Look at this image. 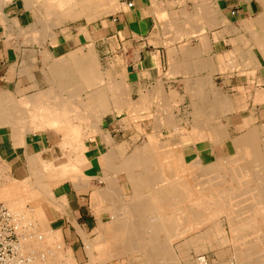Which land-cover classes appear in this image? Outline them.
<instances>
[{"label": "crops", "instance_id": "obj_1", "mask_svg": "<svg viewBox=\"0 0 264 264\" xmlns=\"http://www.w3.org/2000/svg\"><path fill=\"white\" fill-rule=\"evenodd\" d=\"M114 3L116 7L113 12L99 17L98 20L82 24L72 20H69L71 23L63 22L55 26L59 27L55 37L42 40L36 36V29L40 26L37 17L33 14V8L27 7L25 0H0V93L9 92L15 99H20L44 91L45 96L47 94L48 97H53L51 99L47 97L50 101L47 100L49 102L46 101L45 106L65 107L67 131L70 127V138H68L64 137L63 128H49L42 124L27 127L25 122L16 124L0 121V162L10 166V174L15 179L22 180L28 177L31 157L37 154L44 157L49 154L69 156L71 153L78 157L81 155L86 157L87 161L80 165V169L84 174L91 176L93 190L86 186L78 188L71 181L63 182L53 189L55 205L48 210L50 225L61 229L64 235L69 237L75 235L80 238L81 232L86 234L89 230L96 231L102 215L106 212L95 211L98 207L91 198L94 188L108 187V183H102L100 179L107 170L104 155L109 149L119 147H122L121 152L124 153L126 141L120 144L116 141L121 140L120 137L132 138L127 134V127L138 116L142 117L152 111L160 110L156 116L158 121L154 122L156 126L163 121L162 111H165L166 106L168 107L167 110L172 112L179 132L174 140L176 132L173 137L170 130L162 127L161 132L158 130L160 140L169 137L167 140L172 149L182 151L186 173L192 174L202 170L203 165L196 164L198 158H201L204 164L217 163L220 171L236 177L239 175L238 171H242L241 168L247 169L243 152L254 160L256 156L257 164L264 167V0H116ZM129 3H133V6L130 7ZM100 10L101 8L97 11ZM48 54L51 56L49 57ZM94 77H97L100 83L94 80ZM90 81L93 84H90ZM87 82L92 86L85 84ZM102 90L108 91L107 98L104 97L103 102L102 98L101 101L98 99L99 95L103 97ZM97 92L99 95L96 96ZM60 93L64 99L60 100L61 97H58ZM91 95L96 98H90ZM70 96L73 102H70ZM75 97L76 99L73 100ZM126 101L129 103L126 104ZM211 102H214L213 105ZM71 103H75L74 107H71ZM75 105L77 108L79 105L82 111H76ZM105 108L109 111L102 113L101 110ZM76 114H80V117L85 116L78 118ZM99 116L101 117L98 120ZM203 123L209 126L204 128ZM75 124H77L74 126L77 127V133L84 139L86 150L78 144L73 148L70 142H67L75 136L76 129L73 127ZM198 125L203 128L198 129ZM205 129L208 132L211 130L216 132L217 134L214 135H217V140H213L215 138L212 136L213 133L208 135V139ZM164 130L170 135L165 136ZM21 131L22 136L19 133ZM104 134L111 136L112 145L107 144ZM233 144L237 145L236 148ZM253 152L256 155H253ZM128 155L130 154H126ZM195 159L197 160L193 162ZM229 170L231 175L228 173ZM257 179L253 177L250 181L227 189L231 194L237 191L249 193L251 190L252 196L256 197L244 207H239L240 203H238V207L220 214H225L228 220L246 214L250 209L255 210L254 208L259 214L264 206L262 205L264 191L259 188L257 183L260 181ZM169 181L177 184L178 177ZM206 186L211 185L205 182L203 187H199L200 190L195 187L196 190L193 187H181L182 189L179 187L176 192L178 205L183 204L185 210L193 213L195 221L200 223L203 221L202 211L206 215L202 226L191 235L203 232L215 224V221H210L209 212L218 210V207L211 203L220 194L212 193L211 190L210 194L206 191V195L195 196L202 193V189ZM245 186L248 190H245ZM127 187L126 184L120 185L124 190ZM195 191L197 192L194 194ZM126 192L125 190L124 196ZM180 194L185 196L182 197ZM111 197L114 198L105 197L104 205L114 204L115 200L110 202ZM173 210H176L174 220L176 223L174 228H176L179 226L176 217L180 211L178 208ZM232 221L230 224L235 228ZM188 237L190 236L187 234L182 239L186 240ZM78 238L76 239L80 242L83 241ZM233 242L240 244V248L235 249V258L238 262L242 252L245 253V243Z\"/></svg>", "mask_w": 264, "mask_h": 264}, {"label": "bare ground", "instance_id": "obj_2", "mask_svg": "<svg viewBox=\"0 0 264 264\" xmlns=\"http://www.w3.org/2000/svg\"><path fill=\"white\" fill-rule=\"evenodd\" d=\"M57 0H26V2L28 3L29 6H33L35 8L36 11H38L39 13H41L42 15V19H40V17L38 18V20H42L43 23V27H44V33L48 34L53 32V27L58 26L60 24H62L65 21H69V20H75L81 17H86L88 19V21H92L94 18L98 17V12L97 10L100 8L104 7V11L106 13H111L113 12L114 8L116 7L115 3L116 0H104L105 3H103L101 0H60L59 2L61 5L58 9H56V7H54L52 4V2H55ZM57 2V3H59ZM56 4V3H55ZM98 7V8H97ZM102 10V9H101ZM116 10V9H115ZM103 12V11H102ZM100 13V12H99ZM102 14V13H101ZM45 17V18H44ZM11 20V19H10ZM98 20V19H97ZM41 24V22L39 23ZM169 24V23H168ZM42 25V24H41ZM42 27V26H41ZM34 28V27H33ZM16 29V28H15ZM54 33V32H53ZM33 34V33H32ZM58 34V33H57ZM56 34V35H57ZM19 35V34H17ZM35 35V34H34ZM38 35V34H37ZM36 35V36H37ZM40 35V34H39ZM44 35V34H43ZM52 35V34H51ZM55 35V34H53ZM22 36V35H21ZM42 36V35H41ZM12 37V36H11ZM46 36H44L45 38ZM54 37V36H53ZM50 38V37H49ZM39 41V39H38ZM54 41V40H52ZM51 41V43H53ZM6 43V42H5ZM8 44V43H7ZM40 44V43H39ZM9 45V44H8ZM47 50V49H46ZM48 51V50H47ZM46 53V51H45ZM48 56L50 57L51 55L48 54ZM94 56V54H93ZM47 57V56H46ZM71 57V56H70ZM91 58V57H90ZM45 62V61H44ZM66 62V61H65ZM74 62V61H73ZM97 62V61H94ZM90 64V62H88ZM61 64V63H60ZM77 65V64H76ZM91 65V64H90ZM95 65V64H93ZM58 66V65H57ZM185 66V65H184ZM92 67V66H91ZM97 67H99V65L97 64ZM60 68V67H59ZM63 68V67H62ZM82 68V67H80ZM88 69V68H86ZM179 69V68H178ZM83 70V69H81ZM80 70V71H81ZM44 71V70H43ZM90 70H88L89 72ZM171 71V70H170ZM93 72V71H92ZM176 72V71H175ZM45 73V72H44ZM91 73V72H89ZM181 73V72H180ZM86 74V72H85ZM84 74V75H85ZM88 74V73H87ZM93 74V73H92ZM167 75V74H166ZM94 76V75H93ZM105 76V75H103ZM81 77L83 78V75H81ZM80 77V78H81ZM88 77V76H86ZM63 78V77H62ZM85 78V77H84ZM97 77H94V80ZM103 79V77H101ZM93 79V78H92ZM63 80V79H62ZM99 80V79H98ZM96 79V81H98ZM71 81V80H70ZM86 78H85V82H86ZM158 81V80H157ZM61 82V81H60ZM64 82V81H63ZM91 82V81H90ZM95 82V81H94ZM99 82V81H98ZM112 82V81H111ZM163 82V81H162ZM62 83V82H61ZM66 83V82H65ZM100 83V82H99ZM110 83V81H109ZM59 84V83H58ZM84 84V83H83ZM85 84H88L85 83ZM90 84H93L92 82ZM97 84V83H96ZM95 85V84H94ZM105 85V84H104ZM108 85V84H107ZM114 85V84H113ZM162 85V84H161ZM160 85V86H161ZM188 85V84H187ZM62 86V85H61ZM87 86V85H86ZM85 86V87H86ZM89 86V84H88ZM92 86V85H90ZM89 86V87H90ZM121 86V85H120ZM54 87V86H52ZM99 87V86H98ZM107 87V86H106ZM101 88V87H100ZM116 88V87H115ZM54 89V88H53ZM62 89V88H61ZM113 89V88H112ZM119 89V88H118ZM89 90V89H88ZM100 89L98 88V91ZM149 90V89H148ZM56 91V90H54ZM53 91V92H54ZM59 91V90H58ZM61 91V90H60ZM65 91V90H64ZM69 91V90H68ZM74 91V90H73ZM76 91V90H75ZM80 91V90H79ZM82 91V90H81ZM118 91V90H117ZM125 91V90H124ZM51 92V93H53ZM62 92V91H61ZM71 92V91H70ZM69 92V93H70ZM93 92V91H92ZM100 92V91H99ZM107 90L106 92L102 90L101 96L100 97L99 93L96 94L99 95V101H101L102 98V102L104 97H106L107 94ZM119 92V91H118ZM59 93V92H58ZM96 93V92H95ZM112 93V92H111ZM127 93V92H126ZM149 93V92H148ZM154 93V92H153ZM160 93V92H159ZM158 93V94H159ZM36 94V93H35ZM49 94V93H48ZM66 94V93H65ZM92 94V93H91ZM129 94V93H128ZM201 94V93H200ZM57 95V94H56ZM54 95V96H56ZM59 95V94H58ZM57 95V96H58ZM79 95V94H78ZM88 95V94H87ZM113 95V93H112ZM122 95V94H121ZM124 95V94H123ZM162 95V94H161ZM174 95V94H173ZM89 96V95H88ZM96 96L94 97L93 95L90 96L96 98ZM109 96V95H108ZM155 96V95H153ZM175 96V95H174ZM202 96V95H201ZM48 95L46 94L45 96V92H39L37 95L34 96H24L21 97V99H15L14 96H12L11 93L6 92V93H0V121L3 122H11V123H18V122H25L27 127L28 126H32L33 124H42L44 127L48 126L50 127H59V128H63L64 130H62L63 132H65L66 134L64 135V137H68L70 138V127H68V131H67V115H66V109H64L61 106H53V107H46L45 103L47 100ZM61 99H64V97L62 98V95L60 93V96H58ZM66 97L67 94H66ZM71 97V96H70ZM69 97V98H70ZM74 97V95H73ZM85 97V96H84ZM111 97V96H109ZM115 97V96H114ZM118 97V96H117ZM121 97V96H120ZM165 97V96H164ZM198 97V96H197ZM48 98H53V97H48ZM55 98V97H54ZM78 98V97H77ZM80 98V97H79ZM78 98V99H79ZM130 98V97H129ZM128 98V99H129ZM163 98V97H162ZM46 99V100H45ZM72 99V97L70 98V100ZM76 99L73 98V100ZM125 99V98H124ZM165 99V98H164ZM208 99V97H207ZM53 100V99H52ZM57 100L59 101V99L57 98ZM68 100V99H67ZM93 100V98H92ZM90 99V101H92ZM108 100V99H107ZM166 100V99H165ZM168 100V97H167ZM166 100V101H167ZM50 101V100H49ZM47 101V102H49ZM56 101V100H55ZM54 101V102H55ZM56 101V102H58ZM81 101V100H80ZM95 101V100H94ZM96 100V102H99ZM105 101V99H104ZM113 101V100H112ZM116 101V100H114ZM113 101V102H114ZM120 101V100H119ZM118 101V102H119ZM122 101V100H121ZM172 101V100H171ZM205 101V100H204ZM53 102V101H52ZM51 102V103H52ZM55 102V103H56ZM70 102H73L72 100ZM75 102V101H74ZM88 102V101H87ZM93 102V101H92ZM112 102V104H113ZM91 103V102H90ZM100 103V102H99ZM116 103V102H115ZM125 103V102H123ZM123 103L121 105H123ZM129 102L126 101V104H128ZM205 103V102H204ZM212 103V102H211ZM214 103V102H213ZM212 103V105H213ZM54 104V103H53ZM62 104V103H61ZM72 104V103H71ZM75 104V103H73ZM71 105V107L74 105ZM93 104V103H92ZM118 104V103H116ZM166 104V103H165ZM168 104V101H167ZM208 104V102H207ZM48 105V104H47ZM67 104H65V106L67 107ZM77 105V104H76ZM75 105V108H77ZM88 105V104H87ZM91 105V104H90ZM141 105V104H140ZM170 105V103H169ZM52 106V104H51ZM84 106V105H83ZM95 106V105H94ZM98 106V105H97ZM113 106V105H112ZM166 106V105H164ZM207 107V105H205ZM62 107V108H61ZM91 107H93L91 105ZM116 107V106H115ZM132 107V106H131ZM163 107V106H162ZM167 107V106H166ZM213 107V106H212ZM79 107L76 109V111H82V109ZM119 108V106H118ZM142 108V107H141ZM149 108V107H148ZM215 108V107H213ZM229 109V107H227ZM70 109V107H69ZM68 109V110H69ZM96 109V107H95ZM120 109V108H119ZM165 109V108H164ZM168 109V107H167ZM210 109V108H209ZM219 109V108H218ZM71 110V109H70ZM93 110V108H92ZM204 110H206L204 108ZM220 110V109H219ZM223 109H221L222 112ZM73 111V110H71ZM70 111V112H71ZM75 111V109H74ZM158 111V110H157ZM160 111V110H159ZM158 111V112H159ZM168 111V110H167ZM162 111L165 114H162V122H159L158 124H156V126L154 125L156 123V121H158V117L155 118V120L153 121L152 127L154 128V131L152 134H149V140L150 142H147V146L151 149L152 152L149 153H153L152 157L154 156V163L158 166H160V169H154L151 166H149L146 169L145 173H141V172H136L134 171L131 166L132 165H136L139 164V162H134L132 159H124L123 156L124 154L118 152V150L116 148H112L111 150L109 149L107 151V153L104 155V157H106L105 161H107V170H105V174L103 173V179L108 181V187L105 189H99V188H94V192L92 194V202L94 203V205L96 207H98L97 209H95V211H102V209L105 210H109V212H114L111 214H116V216L114 217L116 222H112L111 221H106L108 223H104L103 221H99V227L101 228L100 234H98L99 236L97 238H93L92 241L87 242L88 244V251L92 252L95 248L98 250V253L100 254V256H98L97 259H99V264H107L109 259H111L112 257H116L118 259H121L122 262H124L125 260H127V263L129 262H133L136 260V256L133 257L132 253H138L136 254L137 257L141 256L139 253H141L144 257V259H142L139 264H174V263H178L181 259V257L183 258H187L188 255L191 253L189 252L191 249H194V251L199 252L201 250H203L204 248H206V244L208 243V239L211 238L214 234L216 238V234L219 236V234H221V225L219 223L213 224V226H211L209 229L203 231V232H196L194 233L192 236L188 237L186 240H183L182 242V246L177 245V247L175 246V243L177 242L178 238H182L184 237V235H191L195 230L198 229V227H201L202 224L204 223V218L206 217V215H203V221L197 222L195 221V217L193 215V213H191L188 210L184 209V205H178L177 200H176V192L179 189V187H190L193 189L201 187L198 186L199 184H205V182H209L211 186H206L205 188H207V190L205 188H203V192L199 193L198 195L196 194L195 196H203L206 195V193L208 192L209 194L211 193H218L220 194L218 196V198H216L214 201H212V205L218 207V210L215 211H211L209 212V215L212 214L215 215H219L220 213H224L227 210L233 209L238 207V203H240L239 207L242 206L244 207V205L242 204H247L250 202H252L253 200H247V199H252V198H245L246 195L251 197L252 192L250 190V192L245 193L244 191L247 189L248 190V184L247 186H245V190L243 191L244 193L238 192L237 193H229L228 190L229 188L236 186V184H242L243 182H247L250 181L253 177H257V181L259 180L260 183L259 184V188L262 189V191H264V167L260 166L257 164V159L255 156V160L249 156H247V153H244V157H245V163L247 164V169L241 168L242 171H238L237 175L236 173V177L234 176H229L226 173H223L222 171H220L218 169L219 166H217V163H210V164H204L203 161L201 160V158H198V161H196L197 159H195L193 162L196 161V164H202V170H200L197 173H186V167H184L183 165V154L182 151H176L173 150L171 147V144H169V140H160V129L162 127H165L166 129L170 130L171 135L174 137V132H176V137H174V140H176L177 135H178V129L176 128V121L173 118L172 112L168 111V112ZM216 111V109H215ZM69 112V113H70ZM89 112V111H88ZM91 112V111H90ZM96 112V110L94 111ZM92 112V113H94ZM100 112V111H99ZM98 112V113H99ZM214 112V111H213ZM74 113V112H71ZM77 113V112H76ZM81 114V112H78ZM134 113V111H133ZM137 113V112H136ZM155 113V112H154ZM197 113V111H196ZM207 113V112H205ZM224 113V110L223 112ZM80 114L77 115L76 117H80ZM85 114V113H84ZM156 114V113H155ZM195 114V113H194ZM216 114V113H215ZM75 115V114H74ZM100 115V114H99ZM136 115V114H135ZM208 115V113H207ZM206 115V116H207ZM210 115V114H209ZM208 115V116H209ZM85 116V115H84ZM81 116V117H84ZM90 116V115H89ZM88 116V117H89ZM138 116V115H137ZM156 116V115H155ZM160 116V115H159ZM195 116V115H193ZM197 116V115H196ZM207 116V117H208ZM73 117V116H72ZM80 117V118H81ZM87 117V116H86ZM85 117V120L87 119ZM91 117V116H90ZM89 117V118H90ZM93 117V114H92ZM98 117V116H97ZM101 116H99L98 120L100 119ZM130 117V116H129ZM212 117V116H211ZM221 117V116H219ZM94 118V117H93ZM130 118H135V117H130ZM195 118V117H194ZM203 118V117H202ZM71 119V117H70ZM74 119V118H73ZM92 119V118H91ZM95 119V118H94ZM157 119V120H156ZM134 120V119H132ZM200 120V119H199ZM213 120V119H212ZM78 121V120H77ZM80 121V120H79ZM82 121V120H81ZM80 121V122H81ZM160 121V120H159ZM197 121V120H196ZM202 121V120H201ZM211 121V120H210ZM94 122V121H93ZM97 122V121H96ZM155 122V123H154ZM206 122V121H203ZM208 122V120H207ZM209 123V122H208ZM217 123V122H216ZM85 124V123H84ZM97 124H99L97 122ZM199 124V123H198ZM201 124V123H200ZM80 125V124H79ZM92 125V124H91ZM154 125V126H153ZM195 125V124H194ZM204 125L206 128L207 126H209V124H202ZM77 126V124L73 125ZM213 126V125H212ZM221 125H219L220 127ZM21 127V126H19ZM178 127V126H177ZM199 127V125H198ZM24 128V127H21ZM75 129L77 127H74ZM73 128V129H74ZM81 127H78V129ZM89 128V127H88ZM196 128V127H195ZM203 128L201 125L198 129ZM213 128V127H212ZM217 128V127H216ZM96 129V127L94 128ZM98 129V128H97ZM177 129V130H176ZM180 129V128H179ZM196 128V130H198ZM209 129V128H208ZM214 129V128H213ZM23 130V129H20ZM29 131V129H27ZM72 130V128H71ZM100 130V129H99ZM159 130V131H158ZM184 130V129H183ZM207 130V129H205ZM204 130V131H205ZM258 130V129H257ZM26 132V130H24ZM81 131V130H80ZM91 131V129H90ZM185 131V130H184ZM216 131V130H214ZM14 132V131H13ZM161 132V131H160ZM258 132V131H257ZM18 133V132H17ZM22 136V131L19 132ZM94 133V132H93ZM163 133V132H162ZM185 133V132H184ZM205 133V132H204ZM207 135L206 137L208 138V135L215 136L214 134L216 132H208L207 130ZM223 133V132H222ZM92 134V133H91ZM217 134V133H216ZM74 137L72 136V138L70 140H67L68 138H65L67 140V142L69 141L71 146H73V148L75 146L80 145L82 148H84L86 150V146L84 144V139L81 137V134L77 133V129L74 132ZM105 135V134H104ZM162 135V134H161ZM170 135V134H169ZM260 135V134H259ZM25 136V135H24ZM63 136V135H62ZM79 138H78V137ZM163 136V135H162ZM161 136V137H162ZM180 136V135H179ZM185 136V135H184ZM205 136V135H204ZM203 136V137H204ZM217 136V135H216ZM213 138V140H217L216 137ZM110 135H105V139L107 141L108 145H112L113 140L110 138ZM165 137V136H164ZM205 138V137H204ZM211 138V139H212ZM64 139V140H65ZM79 139V140H78ZM163 139V138H162ZM172 141V137L170 138ZM180 139V138H179ZM206 139V138H205ZM209 139V138H208ZM219 139V138H218ZM243 139V138H242ZM249 139V138H248ZM260 139V138H259ZM1 140V139H0ZM178 140V139H177ZM240 140V139H239ZM253 140V139H252ZM255 140V139H254ZM179 141V140H178ZM221 141V140H220ZM244 140H242L243 142ZM249 141V140H248ZM174 142V141H173ZM213 142V141H211ZM238 142V141H237ZM217 143V142H216ZM219 143V142H218ZM244 143V142H243ZM258 143V142H256ZM16 144V143H15ZM178 144V143H177ZM221 144V143H220ZM242 144V143H241ZM247 145V143H245ZM175 145V144H174ZM225 145V144H224ZM244 145V146H246ZM15 146V145H14ZM17 146V145H16ZM35 146V144H34ZM234 146V144H233ZM236 144H235V148H236ZM248 146V145H247ZM255 146V145H254ZM252 146V147H254ZM115 147V146H113ZM30 148V147H29ZM238 148V147H237ZM34 149V148H33ZM32 149V150H33ZM47 149V148H46ZM83 149V150H84ZM242 149V147H241ZM261 149V148H260ZM40 150V149H39ZM245 150V149H244ZM252 150V149H251ZM29 151V150H28ZM38 151V150H37ZM76 151V150H75ZM212 151V150H211ZM248 151V150H247ZM253 151V150H252ZM255 152V151H254ZM253 155H256L254 154ZM29 153V152H28ZM32 153V151H31ZM41 153V152H39ZM76 153V152H75ZM78 153V152H77ZM262 152H260L261 155ZM252 154V153H251ZM249 154V155H251ZM252 155V156H253ZM40 154H37L33 157H31L30 159V164H31V169L33 170L34 175H38L37 173V166L39 164H42L43 167H47V169H51L53 168V164L51 166L50 162H46L45 159H43ZM71 156V157H70ZM200 159V160H199ZM241 159V158H240ZM247 159V160H246ZM185 160V159H184ZM235 160V159H234ZM87 161L86 157L84 158L83 155H81V157H78L76 155H70L67 158V161L63 164L62 166L56 169H53L52 173V182L53 184H57V182H60L65 178H74L76 180H80L79 183L76 181L74 184L76 187L78 188H83L84 186H86V188H93V185L91 183V176H88L86 174H84L81 169H80V165L83 164V162ZM152 161V162H153ZM224 161V160H223ZM232 161V160H231ZM230 161V163H231ZM243 161V160H242ZM186 162V161H185ZM184 162V163H185ZM151 163V162H150ZM187 163V162H186ZM236 163V162H235ZM239 163V162H238ZM23 164V163H22ZM152 164V163H151ZM191 163H189L190 165ZM194 164V163H193ZM197 164V165H198ZM237 164V163H236ZM36 165V166H35ZM243 165V164H242ZM258 165V166H256ZM59 166V165H58ZM105 166V168H106ZM187 166V165H186ZM234 166V163H233ZM244 166V165H243ZM42 168V166H40ZM56 167V166H55ZM192 167V166H191ZM237 167V166H235ZM246 167V166H245ZM222 168V167H221ZM1 169V168H0ZM43 170V169H42ZM52 170V169H51ZM50 170V171H51ZM56 170V171H55ZM239 170V169H238ZM47 171V170H46ZM220 171V173H219ZM226 171V170H225ZM230 173V170L229 172ZM124 174V176L121 177V175ZM18 175V174H17ZM33 175V176H34ZM44 175V174H43ZM231 175V173H230ZM1 176V175H0ZM37 177V176H36ZM178 177V181L177 184L175 183H167L168 179H173ZM4 178V177H3ZM12 178V177H11ZM10 178V179H11ZM39 178V177H38ZM50 178V177H49ZM125 179L128 182H130L131 184V189L133 192V196L130 197V199L128 201L124 200V189L120 188L119 185V181L121 179ZM15 181L19 182L18 179L13 178ZM26 180L28 179L25 178ZM24 179V180H25ZM102 179V178H101ZM38 180V179H37ZM36 181L40 182V181ZM40 180V178H39ZM73 180V179H72ZM256 180V179H255ZM10 181V180H9ZM23 181V180H22ZM238 181V182H237ZM2 182V181H1ZM7 182V181H6ZM16 182V183H17ZM25 182V181H24ZM50 182V181H49ZM61 182V183H62ZM4 183V181H3ZM2 183V184H3ZM162 184L161 187L158 186V184ZM255 183V181H254ZM253 182H249V184H254ZM19 184V183H18ZM51 184V183H49ZM11 189H10V194L12 197L11 200L8 199V201L6 200L5 204L7 205V207H9L16 216H18L19 220H20V232L22 234V239H21V245H20V249L21 252L23 253H28L30 251V253L32 254V251L35 252V250L33 249L34 246H38L39 248H44L45 247V243L46 241L48 242L49 240L52 242H56L60 239V235L58 232H51V230L53 229H48V222L46 221L45 225L42 223L41 226H43V232L40 234L41 237H39L38 239L41 241L40 243L35 242L34 235L35 230L33 232V234H31L30 232L31 229L30 228H25V226L30 227L28 224H30V222L27 224L26 219L28 217V219H30L32 216H36L37 217V213L36 212H31L29 210H25L26 214H19V212H22L24 207L17 205V202H15L16 200H14L13 195H14V187H12V184H10ZM25 185V183H24ZM28 185V184H26ZM25 185V186H26ZM38 188L41 186L44 187V183L43 185L40 183L38 184ZM222 185L224 187H222ZM256 185V183H255ZM2 186V185H1ZM8 186V185H7ZM54 186V185H52ZM56 186V185H55ZM96 186V185H95ZM129 186V184H128ZM197 186V187H196ZM251 186V185H249ZM18 187V186H17ZM48 187V186H46ZM98 187V186H97ZM195 187V188H194ZM243 187V185H242ZM253 187V186H252ZM3 188V187H2ZM28 188V186L26 187V189ZM250 188V187H249ZM40 189V188H39ZM38 190L34 189V192H32L31 189H27V194H32L34 196H36L37 194L42 196V188L39 192ZM49 189L51 190V188L49 187ZM182 189V188H181ZM186 189V188H185ZM228 189V190H227ZM239 189V188H238ZM236 189V190H238ZM242 189V188H241ZM244 189V187H243ZM19 190V189H18ZM31 190V191H30ZM45 190V189H44ZM49 190V191H50ZM93 190V189H92ZM187 190V189H186ZM196 190V189H195ZM200 190V189H199ZM233 190V189H231ZM240 190V189H239ZM53 191V190H52ZM182 191V190H181ZM184 191V190H183ZM194 191V190H193ZM207 191V192H206ZM241 191V190H240ZM256 191V190H255ZM16 192H18L16 190ZM21 192V190H20ZM187 192V191H186ZM197 191L194 192V194ZM220 192V193H219ZM254 192V191H253ZM25 193V192H24ZM52 193V192H51ZM255 193V192H254ZM26 194V193H25ZM182 194V193H181ZM180 194V196H182ZM188 194V193H187ZM208 194V195H209ZM5 195V194H3ZM0 193V202H3L2 200V196ZM53 195V194H52ZM166 195H172L174 196L173 198L169 199L167 198L166 200V206H167V210L169 209H174V208H178L180 211V214L178 215V217H176L178 220V224L179 226L172 229V227L166 226V218L164 216V214L162 213V211L156 207V205L153 203V199L157 198L158 196H166ZM193 195V194H192ZM26 196V195H25ZM54 196V195H53ZM109 196H113L114 198L112 199V197L110 198L112 202V200L114 201V205H111L114 210H112V207L106 206L104 205V200L105 197H109ZM179 196V195H178ZM185 196V195H184ZM182 196V197H184ZM194 196V195H193ZM194 196V197H195ZM237 196H242L241 200L236 199ZM254 196V195H253ZM7 197V196H6ZM116 197V198H115ZM19 198V197H18ZM61 198V197H60ZM199 198V197H198ZM23 199V198H22ZM45 199V198H43ZM42 199V200H43ZM53 199V198H52ZM193 199V198H192ZM210 199V198H209ZM213 199V198H212ZM245 199V200H244ZM18 200V199H17ZM32 200V199H31ZM211 201V199H210ZM19 202V200H18ZM25 203V202H24ZM120 203V204H118ZM19 204V203H18ZM44 204V203H43ZM42 204V205H43ZM50 205V203H49ZM63 205V204H62ZM61 205V206H62ZM93 205V206H94ZM120 205V208L118 207ZM232 205V206H231ZM48 206V205H47ZM256 206V205H255ZM65 206H63L64 208ZM241 207V208H242ZM43 208V207H42ZM42 208L39 210L42 213ZM248 208V207H246ZM251 208V207H250ZM110 209L112 211H110ZM240 209V208H237ZM236 209V211H237ZM255 210H257L256 208H254ZM204 210V209H203ZM245 210V209H244ZM255 210H248L246 211V214H240L238 217L236 215V217H232L231 220L234 221V225L235 228L238 227L235 232L234 235L236 237V240H233L235 242H240V243H245V253L242 252V255L240 256V260L237 262V264H256L253 260L256 254L262 255L264 253V216H257V212ZM44 211V209H43ZM233 211V210H232ZM240 212V210H238ZM228 212V211H227ZM18 213V214H17ZM23 213V212H22ZM100 213V212H99ZM202 213H204V211H202ZM234 213V212H233ZM238 213V212H236ZM239 214V213H238ZM260 214V212H259ZM110 215V214H109ZM113 215V216H114ZM232 215V214H231ZM27 216V217H26ZM211 216V215H210ZM107 217V216H106ZM216 217V216H214ZM99 218V217H98ZM109 218V217H108ZM34 219V218H33ZM35 220V219H34ZM37 220V219H36ZM32 222H34L33 220H31ZM220 221V220H219ZM232 221V223H233ZM33 226H35L33 224ZM104 226V228L106 227L107 230H105L104 228H102ZM23 227V229H22ZM99 227H97L98 229H100ZM223 227V226H222ZM41 228V227H40ZM224 229V228H223ZM30 230V232H29ZM233 231V230H232ZM38 232V236H39ZM225 231H223L222 233V237L220 236V238L222 239L221 241L219 240V238H216L219 240L218 244L222 246V244L224 245V243L226 242L224 239V234ZM36 234V235H37ZM232 235V234H231ZM226 236V235H225ZM36 237V236H35ZM45 239V240H44ZM224 239V240H223ZM217 240V241H218ZM49 241V242H50ZM212 241V240H210ZM209 241V242H210ZM214 241V240H213ZM216 241V240H215ZM34 243V244H33ZM58 243H60L58 241ZM222 243V244H221ZM33 244V245H32ZM64 244V243H63ZM178 244V243H177ZM209 244V243H208ZM215 244V243H214ZM47 245V244H46ZM50 245V244H48ZM62 245V244H61ZM217 245V246H219ZM226 245V243H225ZM53 246V243H52ZM55 246V243H54ZM57 246V245H56ZM210 246V245H209ZM51 247V245H50ZM213 247V245H212ZM223 247V246H222ZM221 247V249H222ZM36 248V247H35ZM61 249L60 247H56V251L51 249L45 250L47 249L44 248V252L42 253H33L34 255L31 256V259L33 261V264H65L66 262H69L67 264H75L73 263L72 260V253H70V251L72 250H67V253H65L66 255L62 254L60 251H58V249ZM67 248V247H65ZM37 249V250H38ZM68 249V248H67ZM62 250V249H61ZM186 250V251H185ZM47 251L48 256L45 257L43 254H45V252ZM179 253H177V252ZM189 252V254H188ZM263 252V253H262ZM29 253V254H30ZM262 253V254H261ZM131 254V255H130ZM74 255V254H73ZM91 258H94V255H92V253H90ZM129 255V256H128ZM57 256V257H56ZM54 257L55 260H54ZM259 257V256H258ZM264 257V256H262ZM261 259L263 260L264 258ZM64 258V260L62 259ZM66 258V259H65ZM197 258V257H196ZM59 259V262L57 261ZM60 259L63 262H60ZM190 259V258H189ZM259 259V260H261ZM183 260V259H182ZM186 260V259H185ZM191 260V259H190ZM258 260V259H257ZM200 261H205L204 258H201ZM75 262V261H74ZM185 262V261H184ZM187 262V261H186ZM198 263V262H197ZM261 263V262H259ZM257 263V264H259ZM264 263V261H263ZM87 264V263H86ZM92 264V263H91Z\"/></svg>", "mask_w": 264, "mask_h": 264}, {"label": "rangeland", "instance_id": "obj_3", "mask_svg": "<svg viewBox=\"0 0 264 264\" xmlns=\"http://www.w3.org/2000/svg\"><path fill=\"white\" fill-rule=\"evenodd\" d=\"M26 1V0H25ZM60 0H57V1H55V2H52V4L51 5H53L54 7H56V9H58L61 5H63L64 4V2H63V4H61L60 2H59ZM98 1V0H97ZM102 1V0H101ZM107 1H109V0H107ZM57 2H59V3H57ZM103 3H105V1L103 0L102 1ZM27 3V2H26ZM56 3V4H55ZM27 7H29L30 9H32L33 10V14L37 17V22H38V24L41 22V24H39L40 26H38L37 27V29H36V34H38L37 36H38V38H40V39H42V40H46V38H48V37H52V36H56V34L58 33V28L59 27H53V32H51V33H48V34H45L44 32V25H43V23L44 22H42V20H43V18H42V15H41V13H39L38 11H36L35 10V8L33 7V6H29L28 5V3H27ZM102 10H100V11H97L98 12V17H96V18H94L91 22H93V21H95V20H97L99 17H101V16H103V15H105V14H107L105 11H104V7L103 8H101ZM103 11V12H102ZM100 12V13H99ZM102 13V14H101ZM40 17V19H42V20H38V18ZM45 18V17H44ZM76 20H78V21H76ZM44 21V20H43ZM79 22V23H85V22H88V19L86 18V17H84V18H79V19H75V20H72V22ZM66 22V21H65ZM70 23H71V21H69ZM63 24V23H62ZM42 26V27H41ZM40 34V35H39ZM44 34V35H43ZM52 34V35H51ZM53 34H55V35H53ZM42 35V36H41ZM44 36H46L45 38H44ZM171 93V92H170ZM21 99V98H20ZM171 103V102H170ZM172 104V103H171ZM173 105L174 106H176V103L175 102H173ZM165 112L167 111V107H165ZM175 110V109H174ZM107 111H109V109L108 108H105V109H102L101 110V112L103 113V112H107ZM162 111V110H161ZM176 111V110H175ZM175 111H174V116L176 115L175 114ZM156 113V114H155ZM155 113L152 111L151 113H147V114H145L144 116H142V117H140V116H138V118H136L135 119V121L134 122H132V123H130V125H128V127H127V134H129V136H131L132 138L131 139H125L124 137H120L121 138V140H118V141H116L117 143L119 142V144L120 143H123V142H125L126 141V148H125V150H124V153H122L121 151H123L122 150V147H119V148H117V150H118V152H120V153H122V154H124L125 156H123V158L126 160H128V159H132L134 162H139V164H136V165H132L131 166V168L134 170V171H136V172H141V173H145L146 172V169L149 167V166H151L152 168H154V169H160V166H158V165H156L155 163H154V161H153V159H154V156L152 157V154L153 153H149V152H152L151 151V149L147 146V142L149 143L150 142V140H148V136H149V134L150 133H153V131H154V128L152 127V123H153V121H154V119L156 118V116L160 113V111L158 112V111H155ZM164 114V113H163ZM156 115V116H155ZM166 115V114H165ZM73 118H74V116H73ZM154 126V125H153ZM66 134V133H65ZM164 135L165 136H168L169 135V133L167 132V130H164ZM121 136H123V135H121ZM135 137V138H134ZM169 137H165V138H163V140L164 139H168ZM116 140V139H115ZM125 147V146H124ZM82 149V148H81ZM84 149V148H83ZM126 154H130V155H128V156H126ZM68 156V154L67 155H59V156H52L51 154H49L48 156H44V157H42V156H39V157H42L43 159H45V161L46 162H50L51 163V166H52V164H53V168H51V169H47V167L45 168V167H43V165L42 164H40V166H42V168L39 166V164H38V168H37V174L38 175H34V173H33V170L31 169V165H30V169H29V171H28V179L26 180H24V179H22V180H19V182H17V181H15L13 178V176L10 174V166L8 165V164H5V163H2V162H0V193L3 195V194H5V195H3L2 196V200H3V202H0V205H5V206H7L6 204H5V202H6V200L8 201V199H12V198H10V197H12L11 196V194L9 193L10 192V189H11V185L10 184H12V187H14L13 189H14V195H13V198H14V200H16L15 202H17V205H20V203H21V205L20 206H22V207H24V209H23V213L22 212H19V214H26L25 213V210L27 211V210H29V211H31V212H36L37 213V217L38 218H36V216H32L30 219H28V217H27V219H26V222L25 223H29L30 222V224H28L30 227H28V226H25V228H30L31 229V231L32 232H30V230H29V232L31 233V234H33V232H34V230H35V232H40L39 233V236H38V234L37 233H35V234H33L34 235V238L33 239H35V242H41L38 238L39 237H41V233L43 232V226H41V224L43 223L44 225H45V223H46V221L48 222V226H47V228L50 230V229H53V230H51V232H58L59 233V235H60V239L61 240H58L60 243H58V241H46V243H45V247L44 248H46L47 247V249H45V250H48V249H51L52 248V251L53 250H55L56 251V247H60L61 246V249L59 248L58 249V251H60L62 254H64V255H66L65 253H67V250L69 251V250H72V251H70V253H72L71 255H72V260H74L73 261V263H75V264H99L98 262H99V259H97L98 258V256H100V254L98 253V250L97 249H95V248H93L94 250L92 251V252H90V251H88V244H87V242H90V241H92L93 240V238H97L99 235L98 234H100V232H102L101 231V228L99 227V224L97 225L100 229H96V231H92V230H89V231H87V233L86 234H84L83 232H81L82 234L80 235V238H78V236H75V235H72L71 237H69V236H65L64 235V233L62 232V230L61 229H59V228H56L55 226H51L50 225V223H49V218H48V210L50 209V207L51 206H53V205H55V201H54V199H55V196H53L54 195V192L52 191L57 185H59V184H61V182H62V180L60 181V182H57V184H53V182H52V175L53 174H51L52 173V171H53V169H56V168H59V167H61L62 166V163L64 164L66 161H67V157ZM71 157V156H70ZM84 157V156H83ZM85 158V157H84ZM153 161V162H152ZM152 164H151V163ZM59 165V166H58ZM36 166V165H35ZM56 166V167H55ZM43 169V170H42ZM47 170V171H46ZM51 170V171H50ZM56 171V170H55ZM44 174V175H43ZM105 174V173H104ZM34 175V176H33ZM37 176V177H36ZM122 176H124V174H122L121 175V177ZM4 177V178H3ZM12 177V178H11ZM40 178V180H39V178ZM50 177V178H49ZM11 178V179H10ZM102 178V179H101ZM100 179H101V182L103 183V182H106V183H108V181L107 180H104L103 179V177H101ZM38 179V180H37ZM73 179V180H72ZM65 178L64 180H63V182H69V181H71L72 183L74 182H76V181H78V180H76V179H74V178ZM10 180V181H9ZM35 180H37V181H40V182H37L38 184H42L43 185V183H44V187L42 186H40L39 188H38V185H37V183H36V181ZM90 180H92V179H90ZM170 179H168L167 180V183H172V182H170L169 181ZM2 181V182H1ZM3 181H4V183H3ZM7 181V182H6ZM25 181V182H24ZM50 181V182H49ZM17 182V183H16ZM62 182V183H63ZM3 183V184H2ZM19 183V184H18ZM24 183H25V185L26 184H28V185H24ZM49 183H51V184H49ZM73 183V184H74ZM119 184L121 185V186H124V184H126L127 186H128V184H129V186L127 187V189L125 188V190L127 191L126 193H125V197H124V200L125 201H128L129 199H130V197H132L133 196V191L131 190V189H133V188H131L132 186H131V184H130V182H128L127 180H125L124 178L123 179H121L120 181H119ZM2 185V186H1ZM8 185V186H7ZM52 185H54V186H52ZM56 185V186H55ZM203 185L204 184H202L201 186L203 187ZM18 186V187H17ZM28 186V188L27 189H33L32 190V192H34V189L35 190H38L39 189V192H40V190H41V188H42V196L41 195H39V194H37L36 196H34V195H32V194H27V189H26V187ZM46 186H48V187H46ZM158 186L159 187H161L162 186V184L160 183V184H158ZM3 187V188H2ZM49 187L51 188V190L49 189ZM19 189V190H18ZM45 189V190H44ZM16 190L18 191V192H16ZM20 190H21V192H20ZM26 190V191H25ZM30 190V191H31ZM50 190V191H49ZM26 194H25V193ZM52 192V193H51ZM53 194V195H52ZM26 195V196H25ZM129 195H130V197H129ZM7 196V197H6ZM19 197V198H18ZM171 197H172V195H166V196H158L157 198H154L153 199V203L156 205V207L157 208H159L161 211H162V213L164 214V216H165V218H166V226H169V227H172V229H173V227H175V225L174 224H176V223H174V220H175V216H176V210H173V209H169V210H167L168 208H167V206H166V200H167V198H169V199H171ZM241 197L242 196H237L236 197V199H238V200H241ZM252 198L253 199V197H256V196H252L251 195V197H250V195L249 196H247L246 195V197L245 198ZM23 198V199H22ZM43 198H45V199H43ZM53 198V199H52ZM6 199V200H5ZM19 200V202H18V200ZM32 199V200H31ZM43 199V200H42ZM242 199H243V197H242ZM252 199H247L248 201L249 200H252ZM245 200V199H244ZM25 202V203H24ZM19 203V204H18ZM44 203V204H43ZM49 203H50V205H49ZM43 204V205H42ZM118 204H120V203H118ZM248 204H250V202L248 203ZM48 205V206H47ZM107 205H109V204H107ZM114 205V204H113ZM242 205H246V204H242ZM262 205H264V204H262ZM190 206V205H189ZM43 207V208H42ZM119 208H120V205L118 206ZM42 208V213L39 211L40 209ZM43 209H44V211H43ZM112 210H114V208L112 207ZM111 209H110V211H112ZM99 212H106V213H104L105 215H102L103 217H102V219H100V221H103V224L104 223H108V222H106V221H111V219H114V217L116 216V214L114 215V214H111V213H114L113 211L112 212H109V210H102V211H98V213ZM97 213V212H96ZM97 213V214H98ZM18 214V213H17ZM110 214V215H109ZM205 214V213H204ZM203 213H202V215H204ZM206 214L208 215V212H206ZM264 215V206H263V210L260 212V214H258L257 216H256V218L260 215ZM114 215V216H113ZM211 215V217L209 218L210 219V221H215L216 223H221L220 224V226H221V234H219V236L216 234V238H219V240L221 241L222 239L220 238V236L222 237V233H223V231H225V235H223L224 236V239H227V240H225L226 242V245H225V243H224V245L222 244V246L221 245H219L218 244V242H219V240L218 239H216V238H214L215 237V234L211 237V238H209L207 241H208V243L206 244V248L204 249V250H202V251H199V252H196V251H194V249H191L189 252H191L190 254H189V252H188V257L187 258H183V257H181V259H180V261L178 262V263H174V264H237V262H236V258H235V249L236 248H240V244H236V243H234L233 242V240H236V237H235V235H234V232H235V228L230 224L231 223V220H228L227 219V217H226V215L225 214H219V215H217V214H215V215H213L212 216V214H210ZM225 215V216H224ZM107 216V217H106ZM214 216H216V217H214ZM259 216V217H260ZM105 217V218H104ZM109 217V218H108ZM208 217H209V215H208ZM35 220H34V219ZM37 219V220H36ZM31 220H33L34 222H32ZM220 220V221H219ZM42 222V223H41ZM112 222H116L115 221V219L114 220H112ZM176 222V221H175ZM33 224L35 225V226H33ZM59 225V224H58ZM207 225V224H206ZM41 227V228H40ZM33 228H34V230H33ZM102 228H104V226L102 227ZM224 228V229H223ZM105 230H107L106 229V227L104 228ZM233 230V231H232ZM100 231V232H99ZM37 234V235H36ZM232 234V235H231ZM36 236V237H35ZM189 236H192V235H189ZM76 238H78V239H83V241H79V240H77ZM223 239V240H224ZM233 239V240H232ZM45 240V239H44ZM184 239H179V240H177V242L175 243V246L177 247V245H180V246H182L183 244V241ZM210 240H212V241H210ZM214 240V241H213ZM216 240V241H215ZM218 240V241H217ZM210 241V242H209ZM37 242V243H38ZM52 243H53V246H52ZM54 243H55V246H54ZM64 243V244H63ZM178 243V244H177ZM182 245H181V244ZM215 243V244H214ZM34 244V243H33ZM32 244V245H33ZM47 244V245H46ZM48 244H50L51 245V247H50V245H48ZM62 244V245H61ZM57 245V246H56ZM210 245V246H209ZM212 245H213V247H212ZM217 245H219V246H217ZM36 247V248H35ZM65 247H67V248H65ZM182 247H184V246H182ZM221 247H222V249H221ZM44 248H39L38 249V246H34V250H35V252L34 251H32V254L34 253H42V252H44ZM38 249V250H37ZM177 252V251H176ZM225 252V253H224ZM28 253H30V251L28 252ZM90 253H92V255H94V258L95 259H92L91 258V255H90ZM130 253H132V256L133 257H135L136 258V260L135 261H133V262H129V263H127V260H125L124 262H122V260L121 259H118V258H116V257H112L111 259H109V261H108V263L107 264H139V262L142 260V259H144V257H142L143 255L141 254V253H139L141 256H138L137 257V255L136 254H138V253H133V252H130ZM177 253H179V252H177ZM239 253H241V250H240V252ZM260 253V252H259ZM259 253L258 254H256L255 255V257H254V262L256 263H259V262H261V263H259V264H264L263 263V261H264V259L262 260L261 259V257L262 256H264V253L262 254V255H259ZM31 254V253H30ZM33 254V255H34ZM74 254V255H73ZM45 257H47L48 256V253H47V251L45 252V254H43ZM131 255V254H130ZM129 256V255H128ZM259 256V257H258ZM57 257V256H56ZM56 257H54V260H55V258ZM197 257V258H196ZM191 260H190V259ZM201 258H204L205 259V261H200V259ZM238 258V257H237ZM262 258H264V257H262ZM63 260H64V258H62ZM66 259V258H65ZM183 259V260H182ZM186 259V260H185ZM258 259V260H257ZM259 259H261V260H259ZM140 260V261H139ZM239 260H240V257H239ZM238 260V261H239ZM58 262H59V259L57 260ZM185 261V262H184ZM187 261V262H186ZM60 262H63L64 263V261H62L61 259H60ZM198 262V263H197ZM67 263H69V262H66L65 264H67ZM256 263V264H257Z\"/></svg>", "mask_w": 264, "mask_h": 264}, {"label": "built area", "instance_id": "obj_4", "mask_svg": "<svg viewBox=\"0 0 264 264\" xmlns=\"http://www.w3.org/2000/svg\"><path fill=\"white\" fill-rule=\"evenodd\" d=\"M129 6L132 7L133 3ZM19 227L18 216L9 207L0 205V264H33V254L21 252Z\"/></svg>", "mask_w": 264, "mask_h": 264}]
</instances>
